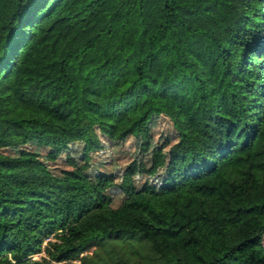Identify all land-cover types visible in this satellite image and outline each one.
Here are the masks:
<instances>
[{
	"label": "trees",
	"instance_id": "trees-1",
	"mask_svg": "<svg viewBox=\"0 0 264 264\" xmlns=\"http://www.w3.org/2000/svg\"><path fill=\"white\" fill-rule=\"evenodd\" d=\"M151 115L161 171L116 205L4 152L96 151ZM75 258L264 264V0H0V264Z\"/></svg>",
	"mask_w": 264,
	"mask_h": 264
},
{
	"label": "rangeland",
	"instance_id": "rangeland-1",
	"mask_svg": "<svg viewBox=\"0 0 264 264\" xmlns=\"http://www.w3.org/2000/svg\"><path fill=\"white\" fill-rule=\"evenodd\" d=\"M174 133L170 121L163 115H151L137 136H128L121 141L102 138V146L89 151L83 143H72L62 152L29 143L22 147H7L4 152L21 154L34 152L46 161L57 173L77 177L98 187L111 205L118 203L123 192L154 185L161 167L157 163L160 151L172 141ZM52 240L49 235L43 240ZM85 252H90L87 250ZM35 252L33 257L42 255ZM62 264H78V259H67Z\"/></svg>",
	"mask_w": 264,
	"mask_h": 264
},
{
	"label": "built area",
	"instance_id": "built-area-1",
	"mask_svg": "<svg viewBox=\"0 0 264 264\" xmlns=\"http://www.w3.org/2000/svg\"><path fill=\"white\" fill-rule=\"evenodd\" d=\"M33 256H34V253H33V255H32L31 257H33ZM64 261H66V260H64ZM64 261H60L59 263H61V264H62Z\"/></svg>",
	"mask_w": 264,
	"mask_h": 264
}]
</instances>
